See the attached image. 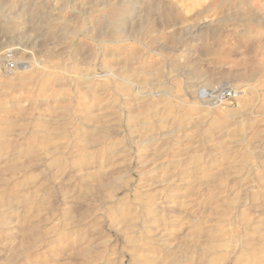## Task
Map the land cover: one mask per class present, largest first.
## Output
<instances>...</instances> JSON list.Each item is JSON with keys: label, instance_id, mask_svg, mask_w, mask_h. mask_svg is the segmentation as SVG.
<instances>
[{"label": "rangeland", "instance_id": "obj_1", "mask_svg": "<svg viewBox=\"0 0 264 264\" xmlns=\"http://www.w3.org/2000/svg\"><path fill=\"white\" fill-rule=\"evenodd\" d=\"M0 117V264L264 257V0H0Z\"/></svg>", "mask_w": 264, "mask_h": 264}, {"label": "bare ground", "instance_id": "obj_2", "mask_svg": "<svg viewBox=\"0 0 264 264\" xmlns=\"http://www.w3.org/2000/svg\"><path fill=\"white\" fill-rule=\"evenodd\" d=\"M27 68V67H26ZM65 69V68H64ZM58 70H59V68H58ZM48 71H50V70H48ZM56 71V70H55ZM61 71V70H60ZM60 71H58V72H60ZM65 71V70H64ZM63 71V72H64ZM76 71V70H75ZM50 72H54V71H50ZM24 73H26V72H23L22 73V75L21 76H19V80L21 81V82H23V83H26L28 80L30 81V78H27V76L25 77L24 76ZM34 73V72H33ZM32 73V74H33ZM46 73V72H45ZM51 73V74H52ZM55 73V72H54ZM62 73V72H61ZM66 73V72H65ZM70 73V72H69ZM36 74V73H35ZM50 74V75H51ZM42 75H44V74H42ZM58 76L60 75L59 73L57 74ZM56 75V76H57ZM63 75V74H62ZM71 75V74H70ZM106 75H108V74H106ZM32 76V75H31ZM30 76V77H31ZM33 76H34V74H33ZM53 76V75H52ZM61 76V75H60ZM105 76V75H104ZM111 76V75H110ZM28 77H29V75H28ZM40 77V76H39ZM45 77V76H44ZM50 77V76H49ZM95 77V76H94ZM48 78V77H47ZM86 78V77H85ZM38 79V78H37ZM43 79V78H42ZM46 79V78H45ZM56 79V78H55ZM41 80V79H40ZM28 81V82H29ZM31 81H32V78H31ZM30 81V82H31ZM47 82H46V84H50V81H51V78H50V81L48 82V79L46 80ZM112 81V80H111ZM20 82V83H21ZM15 83H17L16 82V80H15ZM19 83V84H20ZM43 83V82H42ZM41 83V84H42ZM19 84H17V85H19ZM46 87H48L46 84H45V81H44V83H43ZM56 84V83H55ZM14 85V84H13ZM16 85V86H17ZM26 85V84H25ZM24 85V86H25ZM28 85V84H27ZM51 85V84H50ZM12 86V85H11ZM15 86V85H14ZM13 86V87H14ZM19 86H21V87H23V85L22 84H20ZM45 87V88H46ZM51 87H52V85H51ZM17 88H18V86H17ZM43 88V87H42ZM44 88V89H45ZM49 88H50V86H49ZM46 90V89H45ZM216 94V91L214 92H212V93H206V92H203V94H202V96L205 98V97H208V99L206 100V101H204V102H206V103H204V104H209V103H211V104H209L210 105V107H212V108H216V107H218V106H221L222 104H224V101L222 100V99H220L219 97H220V95H215ZM217 98H219V99H217ZM211 100H215V101H217L218 103H212V101ZM202 103V102H201ZM208 105V106H209ZM212 105H214V106H212ZM22 110V109H21ZM9 113H11V112H9ZM263 114V113H262ZM262 116V115H261ZM1 118V117H0ZM6 118V117H5ZM2 119H0V121H1ZM8 120V119H7ZM3 121H4V119H3ZM2 121V122H3ZM9 121H10V119H9ZM5 122V121H4ZM8 122V121H7ZM6 124V123H5ZM7 125V124H6ZM10 125V124H9ZM1 126V125H0ZM8 126V125H7ZM7 129V128H6ZM9 129V128H8ZM260 130V129H259ZM3 132V131H2ZM6 132V131H5ZM260 132H261V130H260ZM2 134V133H1ZM4 137H6V136H4ZM46 137V136H45ZM259 137V136H258ZM50 138V137H49ZM260 139V138H259ZM40 140H42L41 139V137H40ZM46 140V139H45ZM49 140V139H48ZM3 141V140H2ZM7 142V141H6ZM41 142V141H40ZM43 142H44V140H43ZM262 142V141H261ZM260 142V143H261ZM42 143V142H41ZM2 144H5L6 145V143H2ZM10 145V144H9ZM42 145H43V143H42ZM8 146V145H7ZM32 146V145H31ZM2 147V146H1ZM34 147V146H33ZM32 149V148H31ZM34 149H35V147H34ZM31 151V150H30ZM30 153H32V152H30ZM83 153V152H82ZM81 153V154H82ZM85 155V154H84ZM89 155V154H88ZM80 157H82V155L80 156ZM84 157V159L85 158H88L87 156L85 157V156H83ZM264 157V156H263ZM262 157V158H263ZM91 158V157H90ZM78 160H81V159H78ZM86 161V160H85ZM84 161V162H85ZM259 161H261V160H259ZM88 162V161H87ZM262 162V161H261ZM87 164V163H86ZM90 164V163H89ZM264 164V163H263ZM264 166V165H263ZM230 226V228H229V230L228 231H221V233L219 234L218 232H220V231H217V233L219 234V235H217V237L215 238L214 236H216V234L215 233H212L214 236V238L215 239H213L211 236L212 235H210L208 232H207V234H205V237H206V242H205V245H204V247L202 248V251H200L199 249V251L201 252V256H202V258H201V261H200V264H261L262 262H264V257H261L260 256V254L257 256V254L255 253V251L254 252H246L242 247V245H241V242H240V239H239V237H237L236 236V234L238 233L239 234V230H238V228L235 226V224H233V223H230L229 224ZM204 228V227H203ZM198 230V229H197ZM208 230V229H207ZM222 230V229H221ZM199 231V230H198ZM198 231H197V233H198ZM202 231V230H201ZM204 231V230H203ZM202 231V232H203ZM209 231H210V229H209ZM212 231V230H211ZM210 231V232H211ZM259 232V231H258ZM195 233H196V231H195ZM196 233V234H197ZM127 234V233H126ZM203 235V234H202ZM240 235V234H239ZM198 236V235H197ZM204 236V235H203ZM202 236V237H203ZM242 237H241V241L243 242V235H241ZM249 237V236H248ZM199 239H201V237H200V235H199V237H198ZM244 238H246V237H244ZM250 239H251V237H249ZM142 239V238H141ZM196 240H197V238H195ZM203 239H204V237H203ZM202 239V240H203ZM261 240V239H260ZM140 241V240H139ZM197 241H199V240H197ZM247 241H250L249 239L247 240ZM247 241H245V242H247ZM252 242H253V239L251 240ZM255 241H256V239H255ZM263 241V240H262ZM141 242H142V240H141ZM238 242H240V252L239 253H237L238 251ZM251 242V243H252ZM260 242V241H259ZM250 243V244H251ZM202 243L200 242V245H201ZM202 245V246H203ZM253 245V244H252ZM246 246V245H245ZM263 246V245H262ZM251 247V246H250ZM257 247V246H256ZM259 247V246H258ZM254 248H255V246H254ZM243 249V250H242ZM258 249V248H257ZM263 249V248H262ZM155 250V249H154ZM253 250V249H252ZM251 249H250V251H252ZM249 251V250H248ZM261 252H263V250L262 251H260V253ZM264 253V252H263ZM199 254V253H198ZM243 257V260L241 259ZM232 258H234L233 260H232ZM242 261V262H241ZM196 264V263H195Z\"/></svg>", "mask_w": 264, "mask_h": 264}, {"label": "built area", "instance_id": "obj_3", "mask_svg": "<svg viewBox=\"0 0 264 264\" xmlns=\"http://www.w3.org/2000/svg\"><path fill=\"white\" fill-rule=\"evenodd\" d=\"M10 68H13L14 66L12 65V63L9 64ZM218 95H220V99L225 100V99H231L234 95L233 91H223L222 93H219ZM217 98V99H219Z\"/></svg>", "mask_w": 264, "mask_h": 264}]
</instances>
